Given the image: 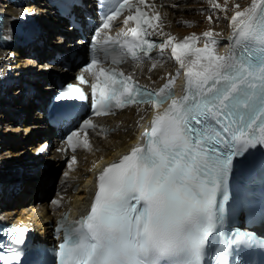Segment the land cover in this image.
<instances>
[{"label": "snow or ice", "instance_id": "6c2138e0", "mask_svg": "<svg viewBox=\"0 0 264 264\" xmlns=\"http://www.w3.org/2000/svg\"><path fill=\"white\" fill-rule=\"evenodd\" d=\"M207 2L213 9L221 8L215 0ZM144 4L145 0H138L137 4L116 0L115 7L102 11L90 51H103L107 57L111 41V51L115 52L118 46L122 62L129 55L134 61L141 60V54L149 57L153 49H159L162 57L171 46L178 73L184 70L185 94L177 98L170 90L171 80L153 93L140 88L123 72L103 67L94 71L100 60L95 54L90 57L83 71L95 78L91 83V106L96 116L133 103L150 104L153 108L169 101L170 104L163 113H154L150 130L142 134L144 147H133L130 154L99 173L89 213L74 224L66 220L61 223L57 231H63L64 236L58 245L57 264H208L206 256L217 244L223 255L218 264H231L228 257L233 246L251 248L256 243L255 233L239 226L238 214L247 212L251 221L255 219L253 210L240 204L226 214L227 198L217 207V195L228 184L234 159L243 158L258 147L264 150V55L257 57L259 67L250 57L238 59L235 55V47L245 42L264 53V0L259 5L252 0L249 7L231 16L236 39L225 55L213 54L218 40L213 38L212 30L203 32L207 39L202 49L195 48V34L176 43L173 42L177 37L162 30L158 34L167 36L162 42L145 38L151 34L142 29V24L154 26L151 18H144L139 7ZM103 6L108 7L107 2ZM125 9L136 12L124 20L125 24H136L130 30L132 39H127L129 34L123 29L116 38L104 39V29ZM208 19L211 21L212 16ZM190 48H195L196 54L191 64L202 59L201 53L208 61L195 74L181 58L182 50ZM112 62L118 61L114 58ZM76 80L79 84L88 83L83 74ZM87 98L75 84H68L57 96L58 100ZM95 127L91 119H84L67 135L66 144L72 150L80 144L88 148L87 132ZM80 132L85 134L82 141L78 139ZM71 161L74 163L76 157ZM261 219L264 220V213ZM226 229L230 234L225 242ZM8 232L15 245L25 244L27 228L15 227ZM260 246L264 247V241H260ZM10 252L6 257L0 256V261L20 264L19 250L10 248Z\"/></svg>", "mask_w": 264, "mask_h": 264}, {"label": "bare ground", "instance_id": "6f19581e", "mask_svg": "<svg viewBox=\"0 0 264 264\" xmlns=\"http://www.w3.org/2000/svg\"><path fill=\"white\" fill-rule=\"evenodd\" d=\"M215 2L220 9H213L207 0H167L163 15L168 21L169 35L176 36L178 41L195 34L198 44L204 47L207 38L202 34L212 30L213 38L218 40L213 54L225 55V48L232 49L236 39L231 16L249 7L252 0ZM259 2L257 0L258 5ZM64 23L47 0H0V36L7 39L4 43L0 41V222L23 225L35 241L40 242L52 241L50 222L59 210L67 207L55 206L51 199H61L82 208L87 197L85 187H80L82 191L74 196L62 198L61 195L77 182L81 184L86 174L91 172L94 176L103 159L82 153L77 167L61 163V155L54 150L58 147V134L48 126L46 113L35 105L36 100L39 104L48 102L49 91L56 85L52 73L63 80L71 74L65 73V65L49 62L57 52L63 54L72 50L70 44L74 40L68 47L62 43V34L72 36L70 25ZM17 24L30 25L26 40ZM61 28L66 32L57 35L62 32ZM55 35L58 38L52 41ZM75 50L86 55V49ZM201 56L195 64L190 61L196 60V55L187 60L181 58L195 74L208 62L206 55ZM178 68L171 52L164 51L162 57L160 52L142 57L130 65L129 70L142 84L158 87L173 79L179 84L185 75L184 70L178 73ZM43 82L46 84L42 85ZM148 114L145 105L119 116L120 128L125 132L103 140L105 145L111 146L106 158L114 159L115 150H127L137 142L136 134ZM260 230L264 233V229Z\"/></svg>", "mask_w": 264, "mask_h": 264}, {"label": "water", "instance_id": "95a60500", "mask_svg": "<svg viewBox=\"0 0 264 264\" xmlns=\"http://www.w3.org/2000/svg\"><path fill=\"white\" fill-rule=\"evenodd\" d=\"M30 30H31L30 25H27L26 28H25V30L22 32V35H25V33L26 32H29ZM49 104H50V102H46L44 104L38 105V108L40 110H42L43 112H45L46 111V108H48Z\"/></svg>", "mask_w": 264, "mask_h": 264}, {"label": "rangeland", "instance_id": "374dc122", "mask_svg": "<svg viewBox=\"0 0 264 264\" xmlns=\"http://www.w3.org/2000/svg\"><path fill=\"white\" fill-rule=\"evenodd\" d=\"M17 29H19V28H17ZM20 30V29H19ZM20 33H21V31H19ZM23 38H24V40H26L28 37H26V35H23ZM57 38H58V36H54L53 38H52V41H55V39L57 40ZM46 84V82H43L42 83V85H45ZM35 105H37L36 107L38 108V105H39V102H35ZM39 109V108H38ZM39 112H41V111H39ZM42 113V112H41Z\"/></svg>", "mask_w": 264, "mask_h": 264}]
</instances>
